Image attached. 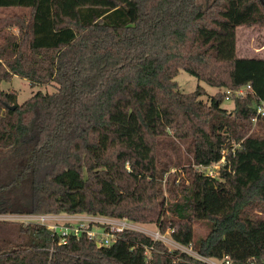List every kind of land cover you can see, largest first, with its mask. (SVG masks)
Wrapping results in <instances>:
<instances>
[{
	"label": "trees",
	"instance_id": "obj_1",
	"mask_svg": "<svg viewBox=\"0 0 264 264\" xmlns=\"http://www.w3.org/2000/svg\"><path fill=\"white\" fill-rule=\"evenodd\" d=\"M99 1L60 21L52 5L68 0H0V215L126 217L200 258L264 264V58L237 50L239 27H264V0ZM180 70L222 91L209 103L202 86L181 93ZM14 76L55 91L19 104L2 89ZM120 136L149 140L155 175L121 166ZM198 257L135 230L98 248L0 221V264H207Z\"/></svg>",
	"mask_w": 264,
	"mask_h": 264
},
{
	"label": "rangeland",
	"instance_id": "obj_2",
	"mask_svg": "<svg viewBox=\"0 0 264 264\" xmlns=\"http://www.w3.org/2000/svg\"><path fill=\"white\" fill-rule=\"evenodd\" d=\"M205 1L208 0H204ZM81 4H106L105 1L99 0H68L64 4L53 3V13L54 17L60 21H65L72 19L74 15V9L76 6ZM237 50L240 57H249V58H264V27H239L237 29ZM176 82L179 87V91L184 94L194 92L198 86H202L207 94L201 99L205 103H209V99L216 95L218 92H221L222 89L211 87L204 82H200L196 77L188 74L184 70H180L179 74L176 77ZM2 89L9 91H16L18 93V103L22 104L33 94L41 91L43 93L51 94L55 91L53 85L48 86H36L32 87L28 80L14 76L10 82L2 83ZM221 108L227 109L229 111L233 110L234 102L233 100H225L221 104ZM119 145V158L121 166H123L127 161L131 165V169L134 173H137L139 176H148L155 175L157 172V165L151 153V147L149 140L141 136H120L118 138ZM126 159V161H124ZM122 168V167H121ZM124 168V167H123ZM122 168V169H123ZM162 182H166V176H161ZM23 199V198H22ZM27 199H23L24 203L28 204ZM99 220L100 218H95ZM0 221H12L19 222L23 225L30 223H36V216L31 215H5L0 216ZM130 221V220H129ZM84 223L89 226V223ZM131 222V221H130ZM60 225H68V222L58 221L56 222ZM75 223V222H74ZM137 229L136 231L145 233L154 239L163 241L169 249L172 251L175 248H179L194 257H198L197 254L190 248H185L176 244L170 237L169 232L161 234L159 228L155 224H141L134 223ZM95 228V227H94ZM195 236L196 238L203 237L207 233V224L204 222H198L194 224ZM200 258V257H198ZM203 261L208 262L204 258H200ZM209 264V263H207Z\"/></svg>",
	"mask_w": 264,
	"mask_h": 264
},
{
	"label": "built area",
	"instance_id": "obj_3",
	"mask_svg": "<svg viewBox=\"0 0 264 264\" xmlns=\"http://www.w3.org/2000/svg\"><path fill=\"white\" fill-rule=\"evenodd\" d=\"M250 89L249 85L243 86L237 90H224L225 100H231L232 95L245 96L247 91ZM264 118V101H260L256 105V117L253 119L255 123L258 118ZM240 145H234L232 152L235 151ZM227 151H223L222 158L219 162L211 164L206 167H201V170L210 177H218L221 167L226 162ZM126 171H131L129 163L125 165ZM5 216V215H0ZM95 218H100L99 220ZM68 222V225H60L56 222L63 221ZM93 222L85 225L84 223ZM75 222V223H74ZM36 223L47 227L50 231L60 237L61 243L66 242L69 236H74L79 239L83 235L87 236L89 240L93 241L98 248L109 247L114 244L119 236L120 232L124 230H135L137 227L132 224L126 217L122 219L90 216V215H36ZM95 227V228H94ZM205 259V258H204ZM209 264H231L228 258L222 261L213 259H205ZM206 262V261H205ZM247 264H254L248 262Z\"/></svg>",
	"mask_w": 264,
	"mask_h": 264
}]
</instances>
